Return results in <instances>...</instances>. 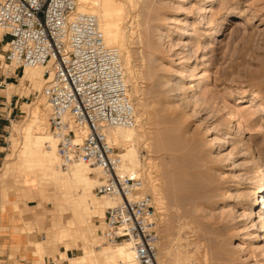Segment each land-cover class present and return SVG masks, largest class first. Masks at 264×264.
Here are the masks:
<instances>
[{
	"label": "rangeland",
	"instance_id": "374dc122",
	"mask_svg": "<svg viewBox=\"0 0 264 264\" xmlns=\"http://www.w3.org/2000/svg\"><path fill=\"white\" fill-rule=\"evenodd\" d=\"M127 11V51L133 58V80L138 92L131 96L142 115L135 128H139L141 137L144 135L138 145L140 161L156 178L153 177L160 194L151 190L145 170L140 175L148 191L156 200L159 198L158 209L174 202L166 212L159 209L160 258L155 264H175L177 252L191 253L199 264H264V210L263 204H257L264 184V114L252 110L258 104L264 111V0H139ZM169 19L179 22L172 25L177 28L191 20L193 28L181 40L177 34L168 40L162 33ZM5 50L6 39H0V81L3 75H12L8 80L11 88L5 86L0 91V107L5 117L13 109L11 124L4 122L8 132L2 168L6 167V160H15L16 167L11 165L13 172L10 170L8 180L11 209L19 210L17 207L26 206L34 196L40 201L35 199L32 206L45 204L44 216L36 215V206L29 210L36 221L26 223L25 232L34 246V241L44 242L56 217V195L53 191L45 195L30 185L26 192L15 187L22 181L18 174L24 178L33 174L34 168L23 171L19 165V133L28 121L29 109L44 96L45 77L41 74L43 68L39 69L42 88L38 90L30 79L21 81L25 67L15 74L7 73L9 69L15 72V67L4 62ZM186 63L193 76L187 80L186 89L181 90L178 88L183 84ZM201 75L203 85L197 86ZM242 97L249 102L241 103ZM4 105H8L7 109ZM176 106L184 111V122L179 125L171 121V110L180 109ZM232 110L242 111L248 119L230 117ZM226 133L231 139L228 137L221 144L217 140L211 148L212 141ZM116 147L122 152L121 145ZM251 147L263 159L261 170L254 168ZM91 176L99 179L97 173ZM98 183L99 180L95 186ZM95 186L92 192L97 195ZM252 209L260 213L254 222L249 218ZM95 216L91 224L102 227L104 219ZM101 227L96 228L97 234ZM101 240L107 249L114 246ZM164 249L174 255L165 256ZM42 251L36 254L40 260L33 264L56 259L68 264L65 256L82 253L73 242L69 246L52 243ZM60 252H65V256ZM17 263L15 255L7 262L0 261Z\"/></svg>",
	"mask_w": 264,
	"mask_h": 264
},
{
	"label": "built area",
	"instance_id": "2783aa9c",
	"mask_svg": "<svg viewBox=\"0 0 264 264\" xmlns=\"http://www.w3.org/2000/svg\"><path fill=\"white\" fill-rule=\"evenodd\" d=\"M0 29L6 39V65L15 67V73L26 66L45 69L43 95L61 167L73 162L99 167L96 192L117 200L106 211L100 237L111 245L130 242L137 261L155 263L161 223L156 200L144 191L142 175L120 173L118 148L106 133L137 123L119 50L108 46L95 15L78 12L77 0H0ZM3 76L0 91L12 75ZM1 108L0 169L8 132L4 122L11 124L13 110L5 117Z\"/></svg>",
	"mask_w": 264,
	"mask_h": 264
},
{
	"label": "bare ground",
	"instance_id": "6f19581e",
	"mask_svg": "<svg viewBox=\"0 0 264 264\" xmlns=\"http://www.w3.org/2000/svg\"><path fill=\"white\" fill-rule=\"evenodd\" d=\"M77 1H78V12L90 13L95 15L99 21L100 28L104 34L105 41L107 42L108 46L117 48L120 52V55L121 54L123 55L122 62L124 64V70L126 73L125 75H127L126 82L129 87L130 95L132 93L133 94L138 93L137 87L135 85V81L133 80L134 71L131 65V59L133 58H131L129 52L127 51V40L130 36V32L126 24L127 21L126 19L128 17L126 12H128L127 11L128 6L136 5L139 0H77ZM169 21H170L169 24H167V26L165 27L162 33V37L168 38V40L171 39L172 34H177V37L181 40L182 37L188 35L193 28V24L191 20H188L185 26L181 28L172 26L174 23H179V22H174L172 19H169ZM2 35H3V31L0 29L1 40H3ZM180 40H177V43ZM174 46L175 45H173V47ZM29 67L31 66L25 67L26 70L24 71V76L21 78V81L28 78L31 80L30 82L37 85L38 90H41L42 80L39 74L42 71L39 69L43 68V73L41 74H43V76L45 77V80L42 77L45 84L47 83V78H48L44 74L45 73L44 67L41 65H34V68H29ZM184 69L185 70L182 73L183 78L181 79V82H183V84L178 89H181L183 87L186 89L185 86L188 85L187 80L191 79L193 76V72L190 69L189 63H186ZM38 70L41 72H39ZM8 72H12V74H15V72L12 69H9L7 73ZM7 76H11V75L7 74ZM199 80L201 82L197 86L201 85V83L203 85L202 75L199 77ZM6 83L7 86H10L11 88L12 84H8L9 83L8 81ZM249 100L250 99L244 97L240 98L241 103L249 102ZM256 105L253 106L252 110L253 111L260 110V114H264V111L261 109V107L258 106V104ZM176 107L178 108V106ZM179 108L178 109L181 111L176 109L171 110L172 111L171 113L174 116L173 120L171 121L175 123L177 122L178 123L177 125H179V123L184 122V113H183L184 111H182L181 107ZM136 112H137L136 125L137 124L139 125V122H141L142 115L138 113L137 108H136ZM237 115L241 116L240 118H242L243 120H245L246 119L245 116H247L246 114L244 116V113L238 110L237 111L232 110V112L230 113V117H234ZM229 125H231V123ZM50 126H51L50 108L45 96H43L41 100H39L29 109L28 121L26 122V125L24 127L20 128V133H19L21 135V137L19 136L21 138L20 141L22 142L21 144L19 143L20 150H18L19 153L18 161L21 162L19 163V165L22 164L21 165L22 169L21 166L18 169L26 171L28 169L30 170L34 168V170L32 171L33 174L31 173L32 176L28 178L25 177L26 178L25 179L22 176L23 174L20 173L22 171L18 170L20 173L18 175L20 177L22 176L21 178L18 176L19 177L18 179H22V180L25 179L22 187L26 191L29 190L28 186L30 185L33 188L39 189L43 194H45L47 191L49 192L53 191V193L55 192L56 195L55 196L56 199L54 198V200L56 201L54 205V208L56 210L55 219L58 221L59 228L55 229L54 231H51V233H47V237L44 238V242L36 243L35 248L40 253H42L43 252L42 250H46V248H48V246L51 245L52 243H56V242L65 243L66 245L69 246L73 242V244L77 248H79L82 251V253L75 257H67L65 256V252L62 253V255H64L68 260V264H145L136 260V252L133 244L130 242H122V243L114 244V246H112V248L110 249H107L106 246H103L101 244L102 238L100 237V234L96 233L97 231L96 228L101 227V225L94 227L93 224H91V219L94 215H96L95 217L99 216L100 218L103 219L105 217L107 209L115 205L117 200L109 197L104 198L105 196H101L98 193L97 195L93 194L92 188L95 186L98 180L100 182L101 180L100 177L102 176L101 169L99 167L91 166L82 162H73L69 165L68 168L61 167L59 153H58L57 139L50 130ZM135 127L133 128L111 127L108 128L106 133L112 144L121 145L122 152L119 153L121 158L120 173L129 174V175H134V174L140 175V172L141 171L143 172L145 170L146 175L148 176L147 178L151 183V188H152L151 190L154 191L156 195H159L160 194L158 192L159 189L155 181L156 178L150 174L149 172L150 170L148 171L147 169H144L146 165L145 166L143 165L144 167L141 165L142 160L140 161V158L142 157L139 155L138 145L140 140H142L141 138L142 137L144 138V135H142L141 137L142 133L139 132L140 131L138 130L139 128L137 129ZM227 135L228 133H226L223 136V138L219 137L214 139L212 141L211 148L216 146L217 140L219 144L227 142L226 138L229 137ZM228 139H231V137H229ZM224 154H228V153H224ZM251 155H254V159L252 160L253 165L255 166L254 168L257 171L261 170L263 165V159L258 154V152H255V147L251 149ZM11 161L9 162V160H6V167L0 169V210L1 211H5V210L9 211L10 200H6V195L4 190L8 188L9 173L11 172L10 170H12L11 165H15L14 167H16V164H13V161L15 160L13 159V161L12 162ZM16 169L14 170V172L16 171ZM95 173L99 174V179H96L91 176L92 174ZM148 190L149 189L146 187L145 184L144 191L149 192ZM53 193L49 195H52ZM263 194H264V184L260 187L261 200L257 202V204H263V210H264ZM31 198L40 200L35 196ZM158 199L159 198L157 197V200L156 199L155 200L159 202ZM173 203L174 202H171V204L166 203V205H163L160 208L162 209L163 212H166L168 208L173 206ZM39 205L42 207V205L45 204L41 203ZM17 209L21 210V207L19 206L17 207ZM249 214H250L249 218L251 219L252 222H254V218L260 216L258 209H252L251 211H249ZM263 240H264V235H263ZM158 248H159V243H158ZM165 254H166L165 256H169V257L174 255V253L169 249L165 252ZM174 257H175L174 262H176L175 264H199L198 261H196L195 259L196 257L194 256L195 257L194 258L193 256H191V253L185 254V253L177 252L175 253Z\"/></svg>",
	"mask_w": 264,
	"mask_h": 264
},
{
	"label": "crops",
	"instance_id": "0c3cea01",
	"mask_svg": "<svg viewBox=\"0 0 264 264\" xmlns=\"http://www.w3.org/2000/svg\"><path fill=\"white\" fill-rule=\"evenodd\" d=\"M23 184L24 182L22 180L21 184L15 188L22 192H26L22 187ZM4 192L6 200H11L9 189L6 188ZM32 201H35V199L30 200L26 206H22L21 210H14L10 207L9 211L0 210V261L7 262L11 255H15V259L18 261L17 264H33L34 261L40 260V257L36 254L41 253L35 248L36 243L40 241H34V246H32L30 242L31 240H29V235L25 232V228L28 222L35 223L36 221V217L34 218L33 215L29 214V210L36 206L38 209L36 215L44 216L45 208H42L39 204L32 206L30 204ZM49 226L50 228H48L47 233H51V231L59 228L58 221L54 219ZM60 253L62 254L64 252Z\"/></svg>",
	"mask_w": 264,
	"mask_h": 264
}]
</instances>
